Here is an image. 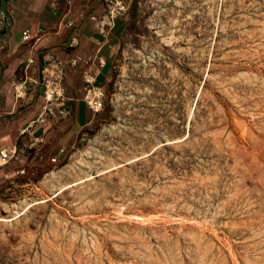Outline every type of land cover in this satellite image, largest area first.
Masks as SVG:
<instances>
[{
	"label": "rangeland",
	"instance_id": "1",
	"mask_svg": "<svg viewBox=\"0 0 264 264\" xmlns=\"http://www.w3.org/2000/svg\"><path fill=\"white\" fill-rule=\"evenodd\" d=\"M131 14L104 123L0 192V264H264V0Z\"/></svg>",
	"mask_w": 264,
	"mask_h": 264
},
{
	"label": "crops",
	"instance_id": "2",
	"mask_svg": "<svg viewBox=\"0 0 264 264\" xmlns=\"http://www.w3.org/2000/svg\"><path fill=\"white\" fill-rule=\"evenodd\" d=\"M0 0V4H1ZM129 13L115 20L101 34V21L106 17L104 0H15L9 7L13 19L12 34L1 52L3 75L0 81V150L19 144L26 153L8 166L0 168V177L24 175V166L56 164L64 161L81 141L94 132L108 115L94 113L84 102V73L96 74V85L106 90L115 78V65L124 46L126 32L133 22L132 7L139 0H123ZM70 26V24H72ZM0 35L5 21L0 17ZM27 33L30 40H23ZM65 65V87L73 112L49 119L27 135L21 131L35 120L44 108L43 89L37 85L27 99L15 102L10 83L20 78H40L49 59ZM78 58L76 67L70 60ZM33 60L32 64L29 61ZM104 67L98 69L99 63Z\"/></svg>",
	"mask_w": 264,
	"mask_h": 264
},
{
	"label": "built area",
	"instance_id": "3",
	"mask_svg": "<svg viewBox=\"0 0 264 264\" xmlns=\"http://www.w3.org/2000/svg\"><path fill=\"white\" fill-rule=\"evenodd\" d=\"M106 8V17L101 21V34L106 35V27H112L116 19L124 17L129 13V7L123 0H104ZM5 21V20H4ZM70 24V26H72ZM0 24V30H1ZM23 40H30L27 33H24ZM78 58L70 60V65L76 67ZM33 60L29 61L32 64ZM104 67L103 62L99 63L98 69ZM96 74L90 71L84 73V102L94 113L101 112L105 108L107 101L106 90L96 85ZM41 86L43 89L44 108L39 116L31 121L22 131L21 135H27L37 126L42 125L49 119L57 118V112L62 117L70 116L73 108L70 104V98L67 95L65 87V65L51 58L42 69L40 78H20L10 83V88L14 93L15 102L18 104L29 96L35 86ZM26 148L14 144L10 147L0 150V168L5 167L17 160L19 155L25 154Z\"/></svg>",
	"mask_w": 264,
	"mask_h": 264
},
{
	"label": "trees",
	"instance_id": "4",
	"mask_svg": "<svg viewBox=\"0 0 264 264\" xmlns=\"http://www.w3.org/2000/svg\"><path fill=\"white\" fill-rule=\"evenodd\" d=\"M67 162L66 160L61 164L62 166L65 165ZM26 172L23 176H15V177H8L6 183L3 184V187L0 188V192L7 188V185L13 181H19L22 184L29 183L30 181H34L35 183L39 182L47 173H49L53 169V164L51 162H45L43 165H34V166H24ZM9 171H6V176H8Z\"/></svg>",
	"mask_w": 264,
	"mask_h": 264
},
{
	"label": "water",
	"instance_id": "5",
	"mask_svg": "<svg viewBox=\"0 0 264 264\" xmlns=\"http://www.w3.org/2000/svg\"><path fill=\"white\" fill-rule=\"evenodd\" d=\"M15 0H2L0 4V17L5 20V30L0 35V55L1 52L4 50L6 45L9 42V39L12 34V25L13 19L9 13L8 7L14 2ZM3 75V65L0 60V81Z\"/></svg>",
	"mask_w": 264,
	"mask_h": 264
}]
</instances>
